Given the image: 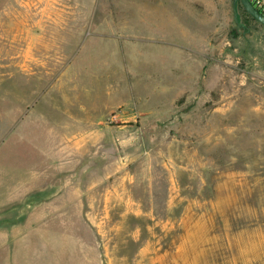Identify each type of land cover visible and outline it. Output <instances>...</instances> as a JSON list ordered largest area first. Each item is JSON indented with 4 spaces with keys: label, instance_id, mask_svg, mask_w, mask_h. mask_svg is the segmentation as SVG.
I'll return each mask as SVG.
<instances>
[{
    "label": "rangeland",
    "instance_id": "obj_1",
    "mask_svg": "<svg viewBox=\"0 0 264 264\" xmlns=\"http://www.w3.org/2000/svg\"><path fill=\"white\" fill-rule=\"evenodd\" d=\"M237 14L190 42L0 0V264H264V26Z\"/></svg>",
    "mask_w": 264,
    "mask_h": 264
},
{
    "label": "crops",
    "instance_id": "obj_2",
    "mask_svg": "<svg viewBox=\"0 0 264 264\" xmlns=\"http://www.w3.org/2000/svg\"><path fill=\"white\" fill-rule=\"evenodd\" d=\"M112 7L119 18L132 15L129 22L134 24L146 22L142 13H147L161 25L162 33L168 32V25H177L179 39L190 42L212 39L217 25L233 15V0H112ZM5 246L6 242L0 243V251Z\"/></svg>",
    "mask_w": 264,
    "mask_h": 264
},
{
    "label": "water",
    "instance_id": "obj_3",
    "mask_svg": "<svg viewBox=\"0 0 264 264\" xmlns=\"http://www.w3.org/2000/svg\"><path fill=\"white\" fill-rule=\"evenodd\" d=\"M237 4H240L245 12L257 23L264 26V14L260 13L249 0H233V18L237 25L238 22Z\"/></svg>",
    "mask_w": 264,
    "mask_h": 264
},
{
    "label": "built area",
    "instance_id": "obj_4",
    "mask_svg": "<svg viewBox=\"0 0 264 264\" xmlns=\"http://www.w3.org/2000/svg\"><path fill=\"white\" fill-rule=\"evenodd\" d=\"M252 5L262 14H264V0H249Z\"/></svg>",
    "mask_w": 264,
    "mask_h": 264
},
{
    "label": "trees",
    "instance_id": "obj_5",
    "mask_svg": "<svg viewBox=\"0 0 264 264\" xmlns=\"http://www.w3.org/2000/svg\"><path fill=\"white\" fill-rule=\"evenodd\" d=\"M237 5H239V6H241L240 4H237ZM242 7V6H241ZM243 11L245 12V10L243 9ZM245 14L251 19V20H253L246 12H245ZM254 21V20H253Z\"/></svg>",
    "mask_w": 264,
    "mask_h": 264
}]
</instances>
